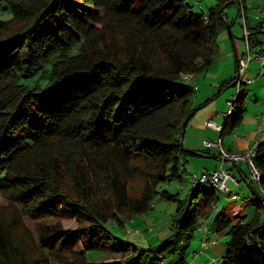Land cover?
<instances>
[{"label":"trees","instance_id":"16d2710c","mask_svg":"<svg viewBox=\"0 0 264 264\" xmlns=\"http://www.w3.org/2000/svg\"><path fill=\"white\" fill-rule=\"evenodd\" d=\"M245 1L221 0L204 13L188 0H0L12 13L0 18V193L21 218L77 225L40 224L41 254L31 259L0 217V264H155L184 252L213 210L211 231L229 236L219 264H264V142L253 158L260 193L237 203L239 193L225 192L228 203L215 209V187L196 184L151 259L105 225L149 211L157 194L180 200L162 186L182 177L184 153L195 154L182 146L183 123L210 100L193 107L195 83L183 75L196 78L213 65L220 29L232 23L219 6L238 3L245 16ZM248 41L251 49L264 45L262 24ZM246 95L243 87L231 99L221 134L241 123ZM138 170L145 183L133 197L128 182ZM246 201L257 209L249 220ZM109 246L131 254L89 258ZM172 264L187 263L181 256Z\"/></svg>","mask_w":264,"mask_h":264},{"label":"rangeland","instance_id":"374dc122","mask_svg":"<svg viewBox=\"0 0 264 264\" xmlns=\"http://www.w3.org/2000/svg\"><path fill=\"white\" fill-rule=\"evenodd\" d=\"M189 3L192 5L194 11L197 12H204L208 13L211 7H217L221 0H188ZM246 13L245 16L248 20V25L250 27L249 32L253 31L255 27L262 24L264 21V10L262 13H258L256 8H264V0H246ZM3 7H6L3 5ZM219 7H223V12L226 14L227 21L232 22L231 25L222 27L220 29L219 35L217 37V49L215 52V59L213 65L206 71L201 72L196 77L195 83V92L192 94L193 101L197 99V95L203 97V99L207 101L210 99L208 104L209 107L206 108V112L209 108H215L216 104H223L226 106V110L229 108L226 105L227 99H232L233 96L236 94L237 88L235 86L223 87L222 85L225 80H231L233 73L236 69V59L237 54L242 57L244 53H247V41L244 39L246 34L245 31V16L243 13V8L238 3L232 4H222ZM12 17V13L9 9L0 8V18L1 19H9ZM246 37V36H245ZM254 50V49H252ZM253 61V60H252ZM260 71V70H259ZM249 77V72L246 74ZM204 81V82H203ZM255 82V80L253 81ZM253 86V85H252ZM201 87V88H200ZM201 89V90H199ZM199 90V92H198ZM206 97V98H205ZM247 102H249V97L246 98ZM207 105V102H206ZM194 106V105H193ZM221 116V114H220ZM192 118V117H191ZM215 121H218L215 119ZM190 122V121H189ZM187 124L185 127L184 136L181 138L182 146L184 149H189L188 145H190V138L194 133L193 139L196 140L200 135V131L195 129L193 131L191 125ZM188 129V131H187ZM237 128L234 129V131ZM211 140H216L215 137H211ZM217 141V140H216ZM198 143L199 140L195 142ZM201 151H197L199 154L200 152H210L206 153L205 156H199L190 153H184L183 162L186 165V170H182V176H186L190 173L192 175L200 176L203 171L212 172L215 169V164L218 163L219 160L215 158L208 157V155H218L217 148H200ZM221 165V159L219 161ZM247 165V164H246ZM136 166L142 168V163L137 162ZM144 167V163H143ZM144 174L138 170L136 175L129 179L128 188L129 193L133 197H137L141 195L145 178ZM184 185V189L181 191L180 185ZM238 184L235 182L229 181L228 182V192L231 188L236 190L234 193H239V199L237 203L243 201L246 198H252L253 192L251 190L244 189V187H238ZM244 186V185H243ZM162 187L168 188L171 193L180 192L179 199L180 200H169L163 198L160 194H157L152 203V207L149 211L144 213H137L133 215H125L121 216V221H116L113 219L108 220L105 225L108 230L116 237H119L124 242L132 243L133 246L137 248V253L141 254L144 252V259L149 260L153 256V252H151L152 247H157L161 244V242L169 237H171L174 233L171 222L177 216L179 208L182 206V203L187 197V194L190 191L191 183L188 182L187 179H183L182 177L178 180H174L169 185H163ZM253 187L255 190L260 193V189L257 184L254 182ZM163 188V189H164ZM162 188L160 187V190ZM219 195V202L220 209L223 208L229 201V196H225L224 194L218 193ZM246 197V198H245ZM243 198V199H242ZM106 201L110 205H112L113 199L112 198H105ZM105 205L104 203H101ZM246 209H247V220L252 218L257 209L253 205L252 202L246 201L245 202ZM218 210H213L212 215L215 216ZM213 216V217H214ZM0 217L10 224V230L13 236L17 239L19 243V247L21 250L26 251L27 255L31 258H38L40 257L41 251L37 246V236L40 224H56L61 223L65 229H74L77 225L75 220L70 218H39V219H30V218H21L19 217L15 205L11 204L8 199H6L0 193ZM200 229V228H198ZM195 230V236H193L190 240L192 244L188 246L183 251L186 252V259L188 262H191L194 258L202 255L203 251L207 249L204 245L206 242L205 233L202 232V236L200 239V234L197 233ZM211 238L209 241V247L212 246V240L216 239L217 237ZM219 241L220 239L217 238ZM221 248H223L226 239L221 238ZM200 241L201 250L196 252L193 251L194 248L198 246ZM188 243V242H187ZM78 249H81L79 246ZM181 251H177L174 253H169L166 257H162L157 259L155 264H172L176 263L181 258ZM89 258L95 259L99 262H113V261H124L128 255L131 254V250L126 252H119L115 247L109 246L103 252L92 251L89 252ZM213 264H217V260L219 258H211ZM51 264H59L58 262L54 261Z\"/></svg>","mask_w":264,"mask_h":264},{"label":"crops","instance_id":"0c3cea01","mask_svg":"<svg viewBox=\"0 0 264 264\" xmlns=\"http://www.w3.org/2000/svg\"><path fill=\"white\" fill-rule=\"evenodd\" d=\"M261 47L262 46H260V47L258 46L257 49H259ZM239 57L240 56L237 54L236 69H235V72L233 73V76L231 77V79H234V77L236 75L237 60L239 59ZM262 68H263V72H264V65L261 66V64L258 62V60H253L249 64L248 71H247V73L249 72V77H247V75H246V78L247 79L253 78V77H257V78L255 79V82L248 83L244 86V89H245L246 94H247L246 98L249 97V102H247V99H246V111L244 114V118L242 119L241 123L235 127V128H237L235 131L233 130L230 133L221 134V131H216L213 128L209 127L207 125V122L210 120H213L217 125L222 126L224 124V121H225L224 115L229 111V108L226 110L225 109L226 106H224L223 104H216L215 108H212V109L209 108V110L206 112V108L209 107L210 104L207 103V105L205 104L202 107H199V106H201L202 103H205L206 99L204 100L203 97H201L200 95H197V99L193 101V105H194L193 107H195V108L199 107V108L194 113V115L192 116V118L190 119V122L188 124L191 125L190 127H192L193 131L195 129H198L200 131L201 135L196 140H194L193 139L194 133H193L191 138H190V145H188V148L192 149L195 152L201 151L200 148H209V149L213 148V149H215V148H217L215 146L207 147L205 145V141L215 142L216 140H219V139L222 141L223 147L228 152H231V153L246 154L250 150L257 147V145L259 144L258 143V140H259L258 134H259L260 130L264 128V73L259 75V72H260L259 70H261ZM232 86H235V85H232ZM199 90H201V89H199ZM199 90H198V92H199ZM228 100L229 99H227L226 103L228 102ZM226 105H228V104H226ZM220 114H221V116H220ZM215 119L218 121H215ZM187 131H188V129H187ZM211 137H215L216 140H211ZM197 140H199V143H200L199 146H198V143L197 144L195 143ZM262 142H264V139L262 140ZM217 151H218L217 152L218 155H214L215 153H213V155H208V157L215 158V159L220 161L221 156H220V151L218 148H217ZM206 153H210V152H203L202 151V152H200V154L198 152L195 153V155L206 157ZM219 161H218V163L215 164L214 169H216L220 166ZM225 167L230 169L232 171V174L237 178V180H238L237 186L238 187H244V189L247 188L245 190L246 193H247V190L249 188V190H251L253 192V195L251 197H254L256 195V192L258 193V191L255 190L253 187V183L255 181H253L250 178L249 165L246 161L241 160V161L236 162L235 164H227ZM185 170H186V165H185ZM203 172H206V170ZM255 183L259 187V183L258 182H255ZM236 190H233L231 188L227 193H234ZM219 207H220V205H219ZM212 212L210 214L205 213L203 215V217L200 218L199 223L202 225V223L207 218H209L210 223L212 225V223L214 221V217H213L214 215H212ZM201 225L198 228L201 229ZM200 229H198V230H200ZM202 232H203V229H201L200 231H197V233L200 234V239L202 236ZM210 235H211V233H210ZM210 235H209V237L211 238ZM214 237L219 238L220 241L216 238L218 240L217 243L212 242L213 243L212 246L209 247V245H208L207 249L202 252L203 254L194 258L191 262L187 261L186 252H180V253H182L181 256H183L185 258L186 263L187 264H213L212 260L210 261V259L214 258V257L222 260L224 257L225 251H226V243L229 239V236L227 235V230H223L221 232H216L213 230L212 231V238H214ZM222 237L226 239V242H225L223 248H221V241H222L221 238ZM213 240H215V239H213ZM190 244H192V241L189 242L188 246H190ZM200 250H201V245H200V241H199L198 246L196 248H194L193 251H195V253H196Z\"/></svg>","mask_w":264,"mask_h":264},{"label":"built area","instance_id":"2783aa9c","mask_svg":"<svg viewBox=\"0 0 264 264\" xmlns=\"http://www.w3.org/2000/svg\"><path fill=\"white\" fill-rule=\"evenodd\" d=\"M257 12L262 13V10H264V8H256ZM262 30H264V21L262 22ZM246 31L245 34V39L247 41V53H244L242 57H239L238 59V64H237V71H236V75H235V87L237 88V92L238 93L241 88H243L246 84L253 82L257 77H253V78H246V74L248 71V67L249 64L252 60H258V62L261 64V66L264 65V45L259 48V49H254L252 50L250 48V44L248 41V36H249V31ZM263 68L260 70L259 75L263 74ZM183 79L186 82L189 83H196V78L191 75V74H185L183 75ZM228 106L231 107L232 106V100H228L227 102ZM207 125L211 128H213L216 131H221L222 126L217 125L213 120H210L207 122ZM259 140L258 143L262 142V140L264 139V128L260 130L259 132ZM205 145L207 147H211V146H215L219 149L220 151V156H221V165L216 168L214 171L212 172H204L202 173L200 176H196V175H192V174H188L187 177L186 176H182V178L185 180L187 179L189 183H191V188H193L196 184L198 183H209L210 185L214 186L215 189L217 190V192L226 195V190L228 189V182L232 181L235 182V184H238V180L237 178L232 174V171L228 168H226L225 166L227 164H235L238 161L244 160L248 163L249 165V173H250V178L255 181V182H259L260 177H261V172L260 170L257 168V166L254 163V155H255V149L250 150L248 153L246 154H239V153H231L228 152L222 145V141L219 139L215 142L212 141H205ZM181 169H184V167L181 165ZM181 191L184 189V185H180ZM190 188V189H191ZM180 191V192H181ZM264 193V190H261ZM219 206V204H217L216 206H214L215 209H217ZM201 229H203V232L205 233V237H206V242L204 243V245L207 247L210 241V233H212L211 229H210V219L207 218L201 225ZM213 243H217L218 240H212ZM218 264L222 262V260H217Z\"/></svg>","mask_w":264,"mask_h":264},{"label":"water","instance_id":"95a60500","mask_svg":"<svg viewBox=\"0 0 264 264\" xmlns=\"http://www.w3.org/2000/svg\"><path fill=\"white\" fill-rule=\"evenodd\" d=\"M234 85H235V83H234ZM185 127H186V121L183 123V133H182V137L184 136ZM182 137H181V138H182ZM181 141H182V140H181ZM195 153H197V152H195Z\"/></svg>","mask_w":264,"mask_h":264}]
</instances>
